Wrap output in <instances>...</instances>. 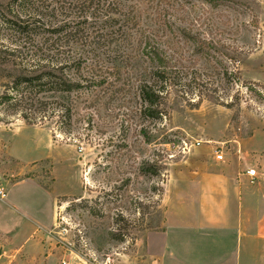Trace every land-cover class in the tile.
I'll use <instances>...</instances> for the list:
<instances>
[{
  "label": "rangeland",
  "instance_id": "obj_1",
  "mask_svg": "<svg viewBox=\"0 0 264 264\" xmlns=\"http://www.w3.org/2000/svg\"><path fill=\"white\" fill-rule=\"evenodd\" d=\"M183 1L184 9L174 14V23L185 28L192 21L191 36L205 34L220 40L222 46L203 53L185 44L177 50L163 47L166 56L181 61L180 66L186 68L183 73L195 72L196 77L191 87L172 89L165 100L171 118L168 125L138 115V101L131 89L134 81L126 77L129 70L123 68V77L117 79L112 67H121L114 62L118 55L94 50L84 40H74L64 52L73 56L83 50L89 60L97 56L95 84L81 81L89 80L86 78L69 96L58 91L38 95L42 105L31 103L30 118L35 123L31 125L0 105V182L13 175L12 170L35 179L56 196L55 223L43 242L45 254H53L55 261L46 264H157L146 254L145 237L164 228L165 194L167 188L173 189L179 174L197 171L196 164L202 168L221 162L214 150L226 155L243 146L249 148L243 154L247 158L258 152L264 156V0ZM6 3L0 0V12H5ZM42 13L39 25H23L35 43L63 18ZM27 20L31 22L32 17L24 19L29 23ZM8 36L10 32L0 23V50ZM19 44L23 51H31L29 43ZM226 55L240 61L231 63ZM52 68L44 63L35 66L25 56L13 61L0 52V95L3 85L16 75L53 73ZM225 72L227 76H222ZM70 77L77 80L72 74L68 80ZM61 106L71 115L62 125L66 134L58 131L56 116ZM148 133L150 141L144 137ZM45 144L54 151H48ZM154 154L163 155L165 184L138 175L139 163ZM28 161L34 162L26 165ZM153 185L163 187L161 198L151 196ZM16 193L20 190H10L4 203L11 204L9 195L15 197ZM29 232L30 223L10 215L0 203V234L13 233L12 248ZM200 259L197 263L213 260ZM4 263L0 259V264Z\"/></svg>",
  "mask_w": 264,
  "mask_h": 264
},
{
  "label": "trees",
  "instance_id": "obj_2",
  "mask_svg": "<svg viewBox=\"0 0 264 264\" xmlns=\"http://www.w3.org/2000/svg\"><path fill=\"white\" fill-rule=\"evenodd\" d=\"M184 4L183 0H7L5 12H0V23L10 32V36L4 38L5 47L0 52L13 61L25 56L35 66L44 63L51 64L54 68L53 73L48 70L32 77L16 75L3 85L0 105L6 110H13L12 114L20 115L27 125H31L35 124L30 118L33 114L31 103L42 105L38 95L58 91L61 96L62 93L69 96L79 87V81L86 78L89 80L81 81L95 84L97 56L95 60L94 57L89 60L83 55V50H80V55L75 51L73 56L70 52H64L67 48L71 49L74 40H84L94 50L118 55L114 62L122 65L112 67L114 77L122 78L123 68L129 70L130 76L126 74V77L134 81L131 89H134L138 101V115L144 120L168 125L171 118L165 108V100L172 89L181 91L191 87L196 77L195 72L183 73L186 68L180 66L181 61L177 59L176 62L172 55L166 56L163 47L177 50L180 44H185L193 46L197 53H203L222 46L220 40L206 37L205 34L201 37L191 36L189 25L194 24L192 21L185 28L174 23L177 20L174 14L183 11ZM25 9L28 11L25 12ZM42 12L63 18L55 22L48 34L35 43L30 31L23 25H39V20L45 15ZM26 17H32V21L27 20L29 23H26ZM16 38L19 40H15ZM21 41L29 43L30 52L22 50V45L19 44ZM227 58L231 63L240 61L239 57ZM85 60L91 63L86 64ZM71 74L77 80L72 77L68 80L67 77ZM224 75L227 76V72L222 73ZM27 101L30 102L29 106H22ZM73 109L76 112L77 108L73 106ZM58 113V131L66 134L67 130L62 125L70 121V110L61 106ZM144 137L146 141H150V133ZM162 156L154 154L142 160L138 175L149 180L159 179L165 184L167 174L164 173ZM150 194L161 198L163 187L153 185Z\"/></svg>",
  "mask_w": 264,
  "mask_h": 264
},
{
  "label": "crops",
  "instance_id": "obj_3",
  "mask_svg": "<svg viewBox=\"0 0 264 264\" xmlns=\"http://www.w3.org/2000/svg\"><path fill=\"white\" fill-rule=\"evenodd\" d=\"M45 147L54 151L47 144ZM246 150L249 148L237 146L233 153L222 155L219 163L202 168L196 164L197 171L179 174L173 189L167 188L165 194L164 228L145 237L148 257L157 264H264V156L258 152L247 158L243 156ZM249 169L257 175L252 183L245 174ZM10 171L13 175L0 182L5 193L0 203L10 215L28 221L30 232L13 248V233L0 234V259L4 264L13 260L23 264L54 262L53 254H45L43 242L55 223L56 196L35 179ZM12 189L20 193L15 197L10 194L8 200L13 204H6ZM200 258L213 260L197 263L203 260Z\"/></svg>",
  "mask_w": 264,
  "mask_h": 264
},
{
  "label": "built area",
  "instance_id": "obj_4",
  "mask_svg": "<svg viewBox=\"0 0 264 264\" xmlns=\"http://www.w3.org/2000/svg\"><path fill=\"white\" fill-rule=\"evenodd\" d=\"M214 154H215V158L216 160L220 161L222 160V153L218 150H214ZM245 174L248 176L249 181L252 183L256 180L257 175L255 173V170L253 169H249L245 172ZM5 195L4 190L0 187V198H3ZM62 264H65L64 262H62Z\"/></svg>",
  "mask_w": 264,
  "mask_h": 264
},
{
  "label": "water",
  "instance_id": "obj_5",
  "mask_svg": "<svg viewBox=\"0 0 264 264\" xmlns=\"http://www.w3.org/2000/svg\"><path fill=\"white\" fill-rule=\"evenodd\" d=\"M0 254H1V252H0Z\"/></svg>",
  "mask_w": 264,
  "mask_h": 264
}]
</instances>
